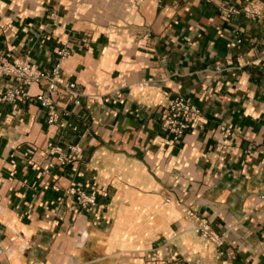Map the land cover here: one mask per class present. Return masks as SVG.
<instances>
[{
	"label": "crops",
	"instance_id": "0c3cea01",
	"mask_svg": "<svg viewBox=\"0 0 264 264\" xmlns=\"http://www.w3.org/2000/svg\"><path fill=\"white\" fill-rule=\"evenodd\" d=\"M250 5L264 13V0H0V63L50 73L66 47L63 79L83 96L49 94L77 131L37 101L0 103V264H264V22L223 16ZM177 97L202 112L179 143L162 125ZM49 144L82 159L63 166Z\"/></svg>",
	"mask_w": 264,
	"mask_h": 264
},
{
	"label": "built area",
	"instance_id": "2783aa9c",
	"mask_svg": "<svg viewBox=\"0 0 264 264\" xmlns=\"http://www.w3.org/2000/svg\"><path fill=\"white\" fill-rule=\"evenodd\" d=\"M244 14L252 20H261L264 22V13L258 5H250L243 9H236L234 7L227 8L223 11V16L226 19L234 15ZM240 43V42H239ZM70 56V52L66 47L60 49L57 53V63L50 73L41 71L27 61H14L0 63V77L7 79L10 86L5 93L0 94V103L12 105H26L37 101L49 113L48 124L57 125L62 124L63 120L71 116V113L64 112L59 114L53 108V102L49 97L50 93L63 90L77 99V105L80 104L79 99L83 97L78 91L76 83L68 82L62 76V62ZM264 67V58H263ZM47 84V91L36 97L31 96L30 90L36 85ZM16 85V87L14 86ZM202 112L201 110L184 100L177 97L173 99L167 109V113L162 117V125L164 131L172 137L175 143H179L186 133L196 126L201 125ZM63 125V124H62ZM64 127L71 128L77 131L68 120L64 123ZM224 139L230 135L228 130L221 131ZM48 149L52 156L57 155L58 161L61 165H68L70 162L80 161L82 159V148L79 145L69 147V153H63L62 149L49 144ZM70 197L75 199L76 204L83 210L89 211L98 205L97 198L93 194L86 193L81 188H71L69 190ZM264 203V197L262 199ZM199 233L205 240H210L216 243L219 247L223 245V240L213 234L210 228V223L207 219H200Z\"/></svg>",
	"mask_w": 264,
	"mask_h": 264
},
{
	"label": "bare ground",
	"instance_id": "6f19581e",
	"mask_svg": "<svg viewBox=\"0 0 264 264\" xmlns=\"http://www.w3.org/2000/svg\"><path fill=\"white\" fill-rule=\"evenodd\" d=\"M1 8V7H0ZM2 10V9H1ZM23 12H25V11H23ZM37 19V18H36ZM25 20V19H24ZM33 23V22H32Z\"/></svg>",
	"mask_w": 264,
	"mask_h": 264
}]
</instances>
